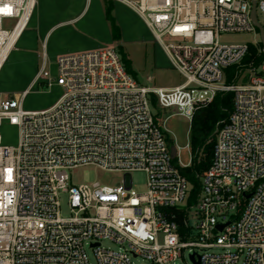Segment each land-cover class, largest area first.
<instances>
[{"label":"built area","instance_id":"2783aa9c","mask_svg":"<svg viewBox=\"0 0 264 264\" xmlns=\"http://www.w3.org/2000/svg\"><path fill=\"white\" fill-rule=\"evenodd\" d=\"M37 1L0 0V72ZM113 1L144 20L184 82L140 85L112 46L57 57L56 77L44 54L28 88L0 98V127L19 130L17 146L3 144L0 132V264H92L87 246L97 264H180L186 256L193 264H264V60L226 83V69L251 45L264 55L251 19L253 2L264 17V0ZM252 32L254 44L219 42L222 33ZM54 85L64 90L55 104L24 110L35 86ZM224 92L234 93V108L217 124L213 161L188 205L180 169L192 164L191 144L188 163L177 160L179 148L172 158L152 97L190 120ZM88 165L123 173L122 184L69 186V170ZM135 171L146 174L144 191L133 188ZM105 240L122 248L106 249Z\"/></svg>","mask_w":264,"mask_h":264},{"label":"rangeland","instance_id":"374dc122","mask_svg":"<svg viewBox=\"0 0 264 264\" xmlns=\"http://www.w3.org/2000/svg\"><path fill=\"white\" fill-rule=\"evenodd\" d=\"M85 6L86 10L76 25L65 28L59 26L49 33L47 43L50 44L51 49H59L58 47L71 49L80 45L92 48L112 46L118 52L121 49L126 54L131 61L129 74L140 85L155 88L175 87L184 82L183 76L173 67L168 55L156 41L154 34L144 20L129 7L113 0H38L24 37L32 36L33 41H37L39 53H41L43 42L40 36V22H42L43 29L46 23L64 20L70 15L78 14ZM109 6L111 7V15L120 29L119 40H114L110 22L106 17L107 7ZM257 15L263 25L264 17L260 12ZM11 27L12 23L7 24L8 29ZM36 35L38 36L37 39L35 38ZM75 37H79V39ZM257 40L258 35L256 32L222 33L219 37V42L225 45L254 44ZM164 42L168 43V40L164 39ZM51 64L52 73L56 77L55 60ZM40 65L41 59L37 63L32 55L25 57L19 52L12 51L0 72V98H6L27 88V84ZM246 76L247 72H242L240 80L245 79ZM63 93V88L58 85L51 88L35 86L26 96L23 108L29 111L46 109L55 104ZM152 111L157 116L167 140L173 143L171 146L175 145L179 148L177 160L184 164L188 163L191 157L190 150L186 148V145L190 144V127L195 113L189 120L185 116L177 114L175 109L160 110L156 103L152 106ZM0 132L3 137V144L18 145L19 130L16 126L4 123L0 127ZM131 175L133 188L139 192L144 191L147 180L145 172L135 171ZM69 177V186L94 182L116 186L122 184L124 174L104 171L96 166L88 165L69 170ZM60 201L61 216L66 218L70 215L68 194L62 193ZM102 246L115 251L122 248L109 240L103 241ZM86 252L90 262L97 264L95 254L89 246L86 247ZM135 262L137 264H149L141 258L135 259ZM180 264L193 263L186 256Z\"/></svg>","mask_w":264,"mask_h":264},{"label":"trees","instance_id":"16d2710c","mask_svg":"<svg viewBox=\"0 0 264 264\" xmlns=\"http://www.w3.org/2000/svg\"><path fill=\"white\" fill-rule=\"evenodd\" d=\"M106 17L111 25L114 40L120 39V29L111 15V7H107ZM126 71L130 73L131 61L120 49L119 52ZM264 60L263 53L257 46L251 45L250 49L238 66L226 69V83L231 84L242 72L252 68H259ZM242 66V67H241ZM239 72V74H238ZM238 74V75H237ZM155 99L152 97V104ZM234 108V93L224 92L216 95L211 103L198 109L191 121L190 144L194 154L192 164L189 167L181 168V173L188 180L191 189L188 205L194 204L199 193L201 183L199 175L204 174L210 167L215 146L217 142L216 128L219 122L226 121ZM169 142V141H168ZM169 144H173L169 142Z\"/></svg>","mask_w":264,"mask_h":264},{"label":"crops","instance_id":"0c3cea01","mask_svg":"<svg viewBox=\"0 0 264 264\" xmlns=\"http://www.w3.org/2000/svg\"><path fill=\"white\" fill-rule=\"evenodd\" d=\"M85 10H86V6L78 14L70 15L69 17H67L64 20L61 19V20L54 21V22H48L49 24L46 23V26L43 29H42V22H40V28H41L40 36H41L42 42H43L41 53H39V49H38V46H37V41L36 40L33 41V37L32 36L24 37V33H25L26 30L24 31V33L19 38L18 43H17V47L13 51L14 52H19V53L23 54V56H25V57L29 56V55H32L35 58V61H37V63H38L40 61V59L42 61V57H43L44 54L46 55V58L49 61H54V60H56L57 57H59L61 55L97 49L98 47H93L92 48V47H85V46H82V45L74 46L71 49H62L61 47H58L59 49H51L50 44L47 43L48 35H49V33L52 30L56 29L59 26H61V27L63 26L65 28V27H69V26H72V25H76V23L79 21L80 17L83 15ZM34 25H36V24H34ZM35 38L37 39L38 36L36 35ZM75 38L79 39V37H75ZM36 73L33 75L31 80L27 84V88L33 82ZM164 87L165 88H173L172 86H164ZM27 88H25V89H27Z\"/></svg>","mask_w":264,"mask_h":264},{"label":"water","instance_id":"95a60500","mask_svg":"<svg viewBox=\"0 0 264 264\" xmlns=\"http://www.w3.org/2000/svg\"><path fill=\"white\" fill-rule=\"evenodd\" d=\"M251 19H252L254 25L259 30L260 37H261V42H262V45L264 47V29H263L262 25L259 23L258 18H257L256 2H253V8H252V12H251ZM170 150H171L172 158L176 159V157H177V147L175 145H172ZM219 229H222V226H219ZM192 259H193V256H192Z\"/></svg>","mask_w":264,"mask_h":264}]
</instances>
